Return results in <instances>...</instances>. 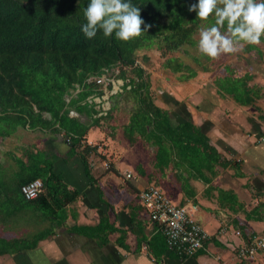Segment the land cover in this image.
Masks as SVG:
<instances>
[{
	"label": "crops",
	"instance_id": "crops-1",
	"mask_svg": "<svg viewBox=\"0 0 264 264\" xmlns=\"http://www.w3.org/2000/svg\"><path fill=\"white\" fill-rule=\"evenodd\" d=\"M242 47L247 50L229 55L233 61L217 60L213 72H199L195 81L151 87L172 124L189 121L199 128L185 150L148 129L126 133L122 114L110 126L88 128L85 141L98 144L89 155L51 128L19 127L0 138V264H264V249L252 261L235 255L246 236L264 237V38ZM229 70L236 78L250 77L239 101L214 83ZM121 84L104 90L103 109ZM68 115L91 124L82 109ZM19 163L31 165L29 173ZM43 171L54 190L24 200L19 184ZM149 185L176 205H195L192 217L208 235L195 254L167 248L138 200ZM72 194L76 198L62 204Z\"/></svg>",
	"mask_w": 264,
	"mask_h": 264
},
{
	"label": "trees",
	"instance_id": "trees-1",
	"mask_svg": "<svg viewBox=\"0 0 264 264\" xmlns=\"http://www.w3.org/2000/svg\"><path fill=\"white\" fill-rule=\"evenodd\" d=\"M196 2L131 0L141 9L145 22L142 28L151 27L140 37L124 42L114 35L106 38L102 31L92 39L85 38L81 26L86 23L83 13L89 0H0V138L19 127L51 128L61 132L72 148L80 147L83 154L89 155L96 152L98 144L85 141L88 128L110 126L122 114L126 133L142 135L148 129L176 150H185L199 137V128L189 121L172 124L167 110L155 103L151 75L145 67L150 59L145 54L140 56L138 50L155 45L164 57L162 68L179 72L180 81L194 78L199 72H213L216 59L199 53L197 35L200 27L213 25L215 18L197 19L195 12L188 11ZM179 18L188 21L179 24ZM222 31H226V25ZM176 51L185 58L170 55ZM102 75L108 81L106 85L97 82ZM249 78H236L229 70L227 76H217L214 83L218 91L239 101L243 90L249 91ZM110 79H120L122 84L108 95L110 106L103 109L101 98L104 90L111 89ZM95 97L100 101L95 102ZM72 108L82 109L92 119L91 124L69 117ZM29 158L35 159V155ZM19 168L29 173L31 165L19 163ZM45 173L38 172L25 181L39 177L44 185L42 193L31 200L42 198L45 192L46 197L54 190L46 185ZM46 177L55 184L60 182L52 174ZM75 198L73 194L67 196L62 204Z\"/></svg>",
	"mask_w": 264,
	"mask_h": 264
},
{
	"label": "clouds",
	"instance_id": "clouds-1",
	"mask_svg": "<svg viewBox=\"0 0 264 264\" xmlns=\"http://www.w3.org/2000/svg\"><path fill=\"white\" fill-rule=\"evenodd\" d=\"M200 21L215 18V23L199 28L198 51L213 60L235 53L244 44L260 45L264 36V0H197L188 8ZM81 31L92 39L98 31L104 37L127 42L140 37L151 27L141 18V9L131 0H89L83 13ZM226 31H222L225 28Z\"/></svg>",
	"mask_w": 264,
	"mask_h": 264
},
{
	"label": "built area",
	"instance_id": "built-area-1",
	"mask_svg": "<svg viewBox=\"0 0 264 264\" xmlns=\"http://www.w3.org/2000/svg\"><path fill=\"white\" fill-rule=\"evenodd\" d=\"M97 82L108 83L104 75ZM264 139V138H260ZM107 167L108 163L104 162ZM130 176L129 173L126 174ZM43 182L35 178L20 186L21 195L26 200L36 198L42 193ZM138 200L148 214L149 220L157 225L158 231L165 238L167 248L179 256H191L203 247L208 238L206 231L192 217L195 205H176L156 186L149 185L138 193ZM221 227L219 232H222ZM240 235V231H235ZM264 249V237L251 234L236 246V258L239 262L252 261L256 254Z\"/></svg>",
	"mask_w": 264,
	"mask_h": 264
},
{
	"label": "rangeland",
	"instance_id": "rangeland-1",
	"mask_svg": "<svg viewBox=\"0 0 264 264\" xmlns=\"http://www.w3.org/2000/svg\"><path fill=\"white\" fill-rule=\"evenodd\" d=\"M187 21H188V19L187 18H179L178 19V22H179V24H182V23H187ZM197 36H199V32H198V35ZM264 37V36H263ZM194 47H196V46H194ZM138 53H139V55L141 56L142 54H145V55H148L149 56V61H148V63L146 64V69H147V71L150 73V75H151V79H152V82H151V87H154L155 89L157 88H160L161 86H160V84L162 85V86H164V85H166V82L168 83V85H169V83L172 81H178L179 79H177L178 78V75L180 74L179 72H177V73H173V72H171V71H169L168 69H164V68H162V65H161V63H162V61L164 60V57H162V55H161V52L159 51V49H157V47L155 46V45H153L152 47H150V48H145V49H140V50H138ZM170 55H175V56H180L179 55V52H177L176 51V53L175 54H170ZM182 55V54H181ZM229 55H231V54H222L218 59H216V62H217V60H221V59H225V58H228V59H233L234 57L233 56H229ZM235 56H237L236 55V53H235ZM180 57H182V58H185L183 55L182 56H180ZM237 57H235V59H236ZM233 61V60H232ZM215 62V63H216ZM188 63H190V62H188ZM202 73V72H201ZM207 75V74H206ZM196 79H202L201 81H204L205 80V77H202L201 78V76H198V78H196ZM111 80V82H110V84H111V88L113 89V86H114V88H115V85L118 83V82H120V83H122V81L120 80V79H117V80H113V79H110ZM188 81H195V78L194 79H187V82ZM186 82V81H185ZM105 84V83H104ZM176 84V83H175ZM106 85V84H105ZM104 85V86H105ZM183 85V84H182ZM180 86L181 88H183V86ZM152 89V88H151ZM179 89V88H178ZM109 92V91H108ZM97 101H99V99H96Z\"/></svg>",
	"mask_w": 264,
	"mask_h": 264
}]
</instances>
